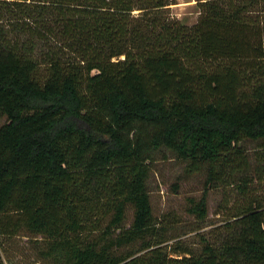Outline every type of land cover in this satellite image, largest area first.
<instances>
[{
	"label": "trees",
	"instance_id": "trees-1",
	"mask_svg": "<svg viewBox=\"0 0 264 264\" xmlns=\"http://www.w3.org/2000/svg\"><path fill=\"white\" fill-rule=\"evenodd\" d=\"M196 1L188 26L175 0H0V241L30 235L53 264H264L241 146L264 141V0ZM163 149L204 175L197 222L223 190L194 247L154 215Z\"/></svg>",
	"mask_w": 264,
	"mask_h": 264
},
{
	"label": "rangeland",
	"instance_id": "rangeland-1",
	"mask_svg": "<svg viewBox=\"0 0 264 264\" xmlns=\"http://www.w3.org/2000/svg\"><path fill=\"white\" fill-rule=\"evenodd\" d=\"M174 3L176 4L169 10L172 18L188 26L197 23L200 14L196 0H175ZM6 121V118H0V128ZM241 146L251 160V172L244 176L251 181V193L264 195V180L259 181L258 176L260 168L264 171V161L261 163L256 158L259 153H264L261 149L264 147V141H246ZM153 163L148 180V192L156 219L162 221L169 230L168 237L171 241L167 245L187 244L192 247L198 245L200 235L210 232L213 224H219L224 218L223 214L217 215L222 213L219 206L223 201V190L209 192L208 219L200 224L188 209L190 201L199 200L204 193V175L187 176L184 163L167 149L160 151ZM233 196L240 198L236 192ZM132 215L133 211H128L130 220ZM45 245L32 236L25 235L14 240L3 238L0 241V251L5 264H53L44 255Z\"/></svg>",
	"mask_w": 264,
	"mask_h": 264
}]
</instances>
